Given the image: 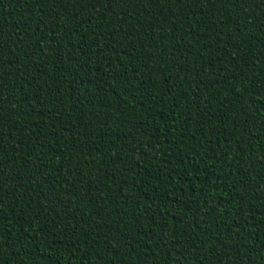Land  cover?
Segmentation results:
<instances>
[{
	"label": "trees",
	"instance_id": "16d2710c",
	"mask_svg": "<svg viewBox=\"0 0 264 264\" xmlns=\"http://www.w3.org/2000/svg\"><path fill=\"white\" fill-rule=\"evenodd\" d=\"M0 264H264V0H0Z\"/></svg>",
	"mask_w": 264,
	"mask_h": 264
}]
</instances>
